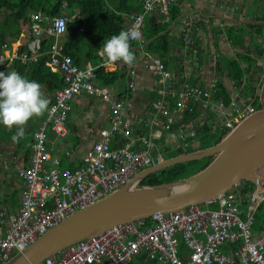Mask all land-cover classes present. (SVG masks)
I'll list each match as a JSON object with an SVG mask.
<instances>
[{"label":"built area","instance_id":"built-area-1","mask_svg":"<svg viewBox=\"0 0 264 264\" xmlns=\"http://www.w3.org/2000/svg\"><path fill=\"white\" fill-rule=\"evenodd\" d=\"M178 1L143 0L142 12L129 16L126 30L140 31L138 42L143 44L144 16L150 13L167 16L170 5ZM30 30L35 41L20 53L17 48L9 54L5 49V54L0 55V68L14 60L23 65L35 61L40 44L38 37H62L67 32L66 16L46 18L35 14ZM57 52L54 46L47 66L52 72H60L62 87L55 91L46 120L34 133L29 165L17 171L22 185L20 208L7 219L0 213V264L71 215L121 188L139 171L163 159L151 154L155 149L153 140L159 138L160 133L135 134L132 122L125 119L126 106L116 97L115 88L102 84L94 67L80 69L71 57L57 56ZM98 56L101 58L98 68L105 71L120 62H110L99 52ZM154 65L158 98L153 109L156 118L163 119L164 130L170 131L177 123H182L183 113L192 111V103H199L202 109L209 107L210 91L188 84L176 90L163 62L157 59ZM82 92L97 96L109 107L110 123L108 128L100 130V140L92 145L79 167L64 168L52 155L48 137L52 133L57 139L66 138L71 102ZM216 108H223V104L217 102ZM254 111L252 107L237 108L235 118L226 121L224 126L232 129L235 122ZM116 136L122 141L112 148L111 140ZM240 190L220 197L217 209L189 206L178 212L156 213L150 217V224L145 219L108 228L62 249L40 264H126L132 258L141 257L144 262L157 259L163 264H264V230L259 227L257 232L251 230L255 224V209L264 202V195L256 189L246 203ZM260 224L264 227V219ZM179 242L188 249V263L177 259V251L182 250Z\"/></svg>","mask_w":264,"mask_h":264},{"label":"crops","instance_id":"crops-1","mask_svg":"<svg viewBox=\"0 0 264 264\" xmlns=\"http://www.w3.org/2000/svg\"><path fill=\"white\" fill-rule=\"evenodd\" d=\"M67 2L64 0L61 6L64 9L60 12L66 16L68 22H72L73 18H69L66 12ZM172 8L178 11V16L174 20H170ZM36 11L28 14L29 28L19 22L21 33L17 40L3 43L0 46V55L5 54V49L8 54L10 50L16 48L20 53L35 41L30 30L32 16L41 13L46 18L51 17L41 8ZM6 14H8L6 10L0 11V23ZM162 19L163 23L168 24L165 32L170 39L169 54L165 59L153 56L146 50L147 41L143 30L144 43L132 41L137 45H130L136 57L135 61L131 65L120 61L104 70L105 73L118 74V80L106 86L114 87L116 97L124 102L125 119L132 122L133 132L145 136L160 133L159 138L153 140L155 149L151 151L154 157L160 158H164L168 150H174L177 155V152H182L183 149L191 148L192 151L201 149V143L205 142L207 136L226 134L228 130L224 123L235 118L237 108L253 107L255 111L257 110L255 104L258 102L260 105L259 98L264 83V0H182L170 5L168 15L162 16ZM41 37H38L39 43ZM52 38V45L44 52L49 55V61L54 46L58 50L56 55L64 56L60 53L61 37ZM190 39L193 45L191 49H185L183 44ZM37 50V59L29 64L36 63L42 56L39 47ZM194 51L198 64L195 69L193 59H184V53L192 54ZM157 59L165 65L176 90L188 84L211 93L207 109H202L199 103H192V107L196 108V117L177 123L170 131L162 128L163 119L156 118L153 109V104L158 98L157 77L154 73V61ZM249 60L253 61V65L248 64ZM230 63L239 67L242 75L239 80H234ZM12 64L13 61L5 63L3 73L12 71L10 68ZM170 65H173L171 71L168 70ZM175 65L183 72L175 69ZM88 66L94 67L92 62L84 60L78 67L85 69ZM47 68L51 73L60 74L59 71L52 72L48 66ZM22 76L26 77L27 74ZM217 85L224 88L228 101L222 96L216 97ZM41 90L44 96L54 103L55 92L50 94L43 85ZM172 101L173 99H170L171 103ZM51 102L49 106L53 104ZM217 102H221L223 108L217 109ZM71 107L66 123V138L60 140L49 133L47 142L52 149V155L60 160L64 168L79 167L91 151L92 145L100 140V130L108 128L110 123L109 107L97 96L82 92L71 102ZM46 113L47 111L28 121L24 126L25 135L18 143L12 141V132L0 124V213L4 215V219L17 213L20 208L22 185L17 171L29 165L33 136L46 120ZM180 130L182 133H179ZM191 132L194 134L191 135ZM121 141V138L116 136L111 140V147H118ZM206 141L208 142V139ZM263 219L264 217L261 221ZM141 259L137 258L131 264L136 262L143 264L144 260Z\"/></svg>","mask_w":264,"mask_h":264},{"label":"water","instance_id":"water-1","mask_svg":"<svg viewBox=\"0 0 264 264\" xmlns=\"http://www.w3.org/2000/svg\"><path fill=\"white\" fill-rule=\"evenodd\" d=\"M183 45L191 49L193 44L190 39ZM195 56V51L184 53V59H193L194 69L198 66ZM176 66L175 69L183 72ZM259 102V109L236 122L216 144L192 152L183 149L176 156L142 170L117 191L71 215L4 264H40L62 249L108 228L145 220L156 213L168 214L217 201L242 182L264 189V83ZM207 158H211L207 166L188 177L140 185L149 175Z\"/></svg>","mask_w":264,"mask_h":264},{"label":"trees","instance_id":"trees-1","mask_svg":"<svg viewBox=\"0 0 264 264\" xmlns=\"http://www.w3.org/2000/svg\"><path fill=\"white\" fill-rule=\"evenodd\" d=\"M67 1L66 12L69 14V18H73V21L68 22L66 34L59 39L61 46L60 53L71 57L74 64L77 66H79L82 61L89 60L94 65L95 75L101 83L105 85L115 83L118 80V74L105 73L102 68H98L97 65L101 60L97 53L102 47L104 40L110 38L112 35L119 34L122 30L126 31L128 16L132 13H139L142 11L143 0ZM181 1L182 0L179 2ZM63 2L64 0H16L15 3H12L11 0H0V11L6 10V13H8L0 23V46L5 42L10 43L17 40L19 33H21L18 27L19 22L29 28V26H27L29 23V12H37L36 10L41 8L44 12L53 16L61 11ZM177 16L178 11H176V8H172L170 10V20H174ZM157 17L160 18L157 19ZM162 21V16H158L156 13L148 15L144 20V36L147 41L146 50L153 56L165 59L169 54L170 39L167 32H165L168 24ZM12 23L14 24L12 25ZM52 43V37H41L39 53L42 56L36 63L22 65L18 60H15L10 67L12 71L14 70L21 75L27 74L26 77L29 78V80H34L45 86L50 94L54 93L62 85L61 75L58 73H51L46 66V63L49 61V55L44 52L49 49ZM135 44V42L130 41V45ZM230 64L234 80H239L242 76L239 67L235 64ZM215 90L216 97L222 96L228 101L226 92L221 85H217ZM51 103H53V101ZM255 107L257 109L260 108L258 102H256ZM194 117H196V108L192 107V111H185L184 121H188L190 118ZM16 130L17 129L13 127L10 132L15 134ZM227 130L229 131L230 129ZM224 135L223 133L222 135L215 136L211 141L208 140V142L206 139H208L209 136H207L204 139L205 142L201 143L200 148L204 149L211 147ZM31 145L32 143H30V146ZM187 151L192 152L191 148H188ZM210 160L211 158H207L175 165L147 176L140 185H157L185 178L187 175L194 174L207 166ZM237 189H241V195L247 203L249 196L254 192L256 186L251 182H242L230 192H234ZM217 206V201L208 205L210 209H216ZM254 216L255 224H253L252 230L257 232L258 227L263 229L260 223L261 219L264 217V202L258 206ZM146 221L148 223V220ZM182 252H185L183 247L181 253ZM153 263H155V261L151 262V264Z\"/></svg>","mask_w":264,"mask_h":264},{"label":"clouds","instance_id":"clouds-1","mask_svg":"<svg viewBox=\"0 0 264 264\" xmlns=\"http://www.w3.org/2000/svg\"><path fill=\"white\" fill-rule=\"evenodd\" d=\"M141 39V33L135 28L122 30L104 40L99 49L101 56L110 62L123 61L131 65L136 57L130 48V41ZM42 85L23 77L16 71L7 74L0 72V124L9 130H17L12 135L13 142L18 143L25 135L24 126L33 117L43 115L49 107L50 99L42 92Z\"/></svg>","mask_w":264,"mask_h":264},{"label":"bare ground","instance_id":"bare-ground-1","mask_svg":"<svg viewBox=\"0 0 264 264\" xmlns=\"http://www.w3.org/2000/svg\"><path fill=\"white\" fill-rule=\"evenodd\" d=\"M66 19H67V18H66ZM67 24H68V19H67ZM37 51H38V50H37ZM250 114H251V113H250ZM239 121H240V120H239ZM234 125H235V123H234ZM233 127H234V126H233ZM230 130H231V129H230ZM163 159H164V158H163ZM163 159H162V160H163ZM162 160H161V161H162ZM158 163H159V162H158ZM156 164H157V163H156ZM156 164H155V165H156ZM155 165H154V166H155ZM146 169H147V168H146ZM143 170H144V169H143ZM141 171H142V170H141ZM141 171H139V172H141ZM139 172H138V173H139ZM136 174H137V173H136ZM136 174H135V175H136ZM131 178H132V177H131ZM131 178H130V179H131ZM130 179H129V180H130ZM129 180H128V181H129ZM128 181H127V182H128ZM127 182H126V183H127ZM256 189L259 190V191H262V192H263V195H264V189H260L259 187H256ZM256 189H255V190H256ZM117 190H118V189H117ZM117 190H116V191H117ZM114 192H115V191H114ZM114 192H113V193H114ZM111 194H112V193H111ZM225 194H227V193H225ZM225 194H224V195H225ZM224 195H222L221 197H223ZM108 196H109V195H108ZM101 200H102V199H101ZM98 202H99V201H98ZM96 203H97V202H96ZM94 204H95V203H94ZM94 204H93V205H94ZM208 205H209V204L199 205V207H202V208H205V209H209V210H210V208L208 207ZM258 206H259V205H258ZM258 206L256 207L255 212H256ZM182 210H183V209H182ZM180 211H181V210H180ZM177 212H178V211H177ZM255 212H254V214H255ZM172 213H173V212H172ZM262 228H263L262 230H264V227H263V226H262ZM251 230H252V227H251ZM47 232H48V231H47ZM47 232H46V233H47ZM44 234H45V233H44ZM44 234H43V235H44ZM41 236H42V235H41ZM41 236H40V237H41ZM38 238H39V237H38ZM76 243H77V242H76ZM76 243H74V244H76ZM181 243H182V247L185 249V252H182V253H181V249H179V252L177 251V259H179L182 263H188V249L184 246L183 242H179V247H181ZM74 244H72V245H74ZM14 256H15V255H14ZM14 256H13V257H14ZM52 256H53V255H52ZM52 256H50V257H52ZM11 258H12V257H11ZM11 258H10V259H11ZM48 258H49V257H48ZM48 258H46V259H48ZM10 259H9V260H10ZM136 259H137V258H132V259H131L128 263H126V264H131V263H132L133 261H135ZM153 260L155 261V264H163L162 262H159L157 259H149L148 261L144 262L143 264H149L150 261H153ZM43 261H44V260H43ZM43 261H42V262H43ZM135 264H139V263L136 262Z\"/></svg>","mask_w":264,"mask_h":264},{"label":"rangeland","instance_id":"rangeland-1","mask_svg":"<svg viewBox=\"0 0 264 264\" xmlns=\"http://www.w3.org/2000/svg\"><path fill=\"white\" fill-rule=\"evenodd\" d=\"M15 1H16V0H11L12 3H13V2L15 3ZM142 8H143V3H142ZM61 9H64V7H62ZM142 10H143V9H142ZM141 12H142V11H141ZM141 12H139V13H141ZM132 14H134V13H132ZM136 14H137V13H136ZM150 14H152V13H150ZM57 15H62V14H61V12H58V14H55V15H53V16H57ZM130 15H131V14H130ZM130 15H129V16H130ZM146 15H149V14H146ZM39 16H41V13H39ZM129 16H128V21H129ZM160 16H162V15H160ZM51 17H52V16H51ZM43 20H44V19H43ZM127 27H128V25H127ZM26 30H27V28H26ZM143 30H144V28H143ZM65 34H66V33H65ZM65 34H64V35H65ZM64 35H63V36H64ZM44 36H47V35H44ZM249 63H250L251 65H253V61L249 60V61H248V64H249ZM8 64H9V63H8ZM75 65H76V64H75ZM76 66H77V65H76ZM172 68H173V65H170V66L168 67V70L171 71ZM4 69H5V67L3 66L2 68H0V71L3 72ZM246 92H247V91H246ZM215 136H218V135H217V134H215V135H211V136H209L208 140L211 141L212 138L215 137ZM175 154H176V152H175L174 150H168V151L165 153L164 158H170V157L174 156ZM191 175H192V174H191ZM187 176H190V175H187ZM187 176H186V177H187ZM238 190H240V189H238ZM214 202H216V201H214ZM214 202H211V203H214ZM217 203H218V202H217ZM209 204H210V203H209ZM211 208H212V207H211ZM217 208H218V206H217ZM217 208H216V209H217ZM146 220H148V221H149V224H150V222H151V218H148V219H146Z\"/></svg>","mask_w":264,"mask_h":264}]
</instances>
